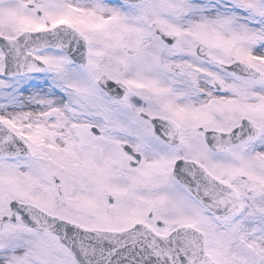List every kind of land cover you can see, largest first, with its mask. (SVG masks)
I'll use <instances>...</instances> for the list:
<instances>
[{
  "label": "snow or ice",
  "instance_id": "6c2138e0",
  "mask_svg": "<svg viewBox=\"0 0 264 264\" xmlns=\"http://www.w3.org/2000/svg\"><path fill=\"white\" fill-rule=\"evenodd\" d=\"M0 264H264V0H0Z\"/></svg>",
  "mask_w": 264,
  "mask_h": 264
}]
</instances>
